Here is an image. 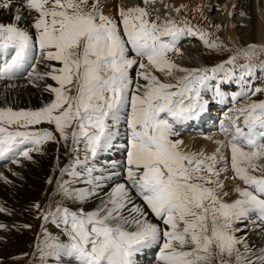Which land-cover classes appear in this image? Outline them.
Here are the masks:
<instances>
[{"label":"snow or ice","instance_id":"1","mask_svg":"<svg viewBox=\"0 0 264 264\" xmlns=\"http://www.w3.org/2000/svg\"><path fill=\"white\" fill-rule=\"evenodd\" d=\"M5 10L10 22L0 23V56L4 58L0 81L27 72L33 86L50 78L58 87L45 85L55 99L38 110L0 107V158L12 163H19L17 157L30 160V153L40 151L43 142H58L53 131L37 128L45 122L54 124L60 139L71 140V150L79 153L78 146H84L83 160L77 155L61 174L77 180L86 175V183L95 185L81 192L70 190L68 181H58L60 191L81 201L100 197L93 211L57 207L43 215L46 221L51 217L62 223L68 236L67 244L48 243V254L74 257L78 264H135L134 256L155 244L159 264H213L214 258L217 264H264V248L253 251L244 237L235 235L239 229L233 228L250 213L264 220V174H254L264 173V164L259 163L264 160V100L236 109L243 116V127L239 116L231 120L234 132L227 146L233 179L246 186L234 189L240 198L232 203L225 202L219 191L224 187L219 180L224 169L217 167L226 159L220 154L223 142H218L215 153L206 155L185 151L183 141L174 138L175 123L194 117L203 107L200 87L214 78L207 72L216 73L224 65L185 69L168 59L167 53H179L177 44L185 35L219 48L206 39L208 33L186 21L180 27L171 18L150 20L139 6L118 9L121 32L118 22L104 14L100 0H0V12ZM130 52L141 59L130 57ZM256 52V46L249 45L244 55L250 61ZM235 59L225 63L233 64ZM137 64L133 81L129 71ZM39 65L49 70L39 72ZM240 67L243 79L253 74L255 66ZM150 69L166 76L174 71L186 75L173 84L161 81ZM259 93L264 88H255L251 95ZM121 126L126 143L117 145ZM222 130L227 134L223 125ZM114 147L126 153L125 182H114L104 191L100 177L93 175L97 169L92 161L102 150ZM118 175L113 170L109 179Z\"/></svg>","mask_w":264,"mask_h":264},{"label":"rangeland","instance_id":"2","mask_svg":"<svg viewBox=\"0 0 264 264\" xmlns=\"http://www.w3.org/2000/svg\"><path fill=\"white\" fill-rule=\"evenodd\" d=\"M100 1L108 2L109 0H100ZM135 3H136V0H127L126 4L128 7H135ZM146 5L147 6L145 8H146V11L149 13L150 20H156L157 17H159V20L157 22H163L164 20L171 18L174 21H176L178 25L183 24L181 23L182 21H186L194 29H203L206 33H208L206 39H208L209 43L216 42L220 45L219 48H209L203 44V42L198 38V36L190 35L192 37V40L184 42V45L183 43L179 44L181 46L179 47V53L177 52L167 53L168 59L172 58L173 60L172 62L175 63V61L178 60L177 63L175 64H177L179 67L190 69V70L200 69L199 66L202 64H205L207 66H210L208 67V69L210 70L212 68H215L217 65L223 64L224 65L223 68L218 70L216 73H214L213 77L218 76L221 78L225 77L226 79H230V78H238L239 75H242V73L240 72H243L244 70L241 69L240 67L241 65L246 64V63H251L252 65L255 66L253 70V74L249 76V82H248V77L246 75L244 76V80H246L247 83H252L251 86L248 87L245 91L247 95H244L243 94L244 92H242V95L244 96L242 99H238L237 102L233 106L231 104H228V105H225L224 107L230 110L229 113H231V115H234V117H237V116H239V118L241 117L240 119L241 121L243 120V116H240V114L236 111V109H238L239 106L241 108V106L244 107L245 104L247 105L254 101L259 102L260 100H264V93H259L255 96L251 95V92L254 91L255 88L257 87L264 88V68L260 67V65L264 63V51H260V49H264V45L262 43H260L261 44L260 45L259 43H255L253 41L248 42L250 29L248 28V18L246 16L240 15V14H235L232 16V19L236 21H243L242 24L239 23L237 25L238 29L242 30V31H238L239 33L238 39L242 40V43H240L241 42L240 40H238L237 42H230V41L228 42L224 34L225 29H227V25L225 24H228V23H226V18L219 8L215 7V9L207 10L208 15L206 16V19L204 18L199 21L198 10H196L195 12L196 15L192 14L191 12L193 10L190 9L189 6L187 7V10L185 13V11L182 12L181 10L179 12H173L174 11L173 5L169 4L167 0H159V1L149 0V2L146 3ZM166 5H169L170 7H165ZM193 15L195 16L193 17ZM230 26H232V24L229 25L228 28H230ZM249 45H255L257 49L256 54L252 56L250 61L244 55V51L247 50ZM233 56L236 57L233 64L225 63V61L229 60V58ZM130 57H134V56L130 55ZM137 60L139 61L140 59H137ZM179 60L181 63H179ZM38 69L40 70L39 72L48 70L44 67L39 68V66H38ZM228 69H229L228 75H231V73H234V74L240 73V74L236 76L227 77L226 71L224 70H228ZM153 71H155V69ZM211 73H212L211 71L207 72V74H211ZM156 74L158 75L157 77L161 81L170 82L173 84L176 83L177 77H182L186 75V73L184 72L182 73L179 71H174V74L172 76H166L164 73L159 72L157 70H156ZM24 75L26 76L27 72L22 73L20 78L24 77ZM235 80L236 79H232L233 82H236ZM251 80H253V82ZM236 84H238V82ZM54 87H58V85L55 83ZM235 90L236 88H234V91ZM43 92L47 93L45 90ZM238 92H240V90ZM201 98H202V95L201 93H199V101L201 100ZM240 98H241V95H240ZM54 99H55V94L51 92L50 94H47L42 99V100H45L44 103L34 104L32 106H29L28 108L26 107V108L17 109L14 105H8V104L6 105L0 104V107H11L13 110H38L44 107L46 104L51 103L52 100ZM187 102L188 101L185 100V103ZM210 107L212 108L213 105H211ZM215 107H217V105ZM219 115H220V112L219 114L213 115V118L211 119L215 122H218ZM229 116H230L229 114H223L222 118L227 119ZM41 126L45 127L42 129L53 131V133L57 137L58 142L56 141L43 142L41 145L38 146L40 148V151H36L37 153H34L35 151L30 153L32 157L30 160L25 159L23 157H19L17 158L19 160V163H12L10 162V160H5L4 162L5 163L4 165H6L5 167H8L9 165L13 164L15 169H21L25 173L29 172V174H30V168H33L39 174V178H38L39 185L34 191L35 193L32 197L31 204L22 209V211L19 214L20 215L19 217H13L9 213H2V219L0 218V223H1L0 225H4L5 227L0 228V264H54V259L52 257L54 255L48 254L51 252V250L48 249L46 245L52 242L67 244L68 236L66 235L64 231V225L62 223H59V221L54 222L51 217H49V219L46 221L43 219V215L55 212L57 207H61V208L67 207L71 211H73L72 208L75 210L83 208L84 210L87 211L86 201L75 200V199H70L66 197L63 194V192L60 191L58 183H57L58 181L60 183L68 181V184L66 186L69 187L70 190H76V187L81 183L80 179L77 180L69 176L67 173H64L62 175L61 169L65 168L66 166H70L73 163V161L77 158V155H79V158H82V157L84 158L83 144L79 145L81 151L77 153L76 151L71 150V147H70L71 140L70 139L69 141L66 142L59 138V133L55 132L54 124H48L45 122V123H42L41 125H38L37 128L41 129ZM201 129H204V128H201ZM210 134L207 133V135H210ZM212 134L218 135V132H215ZM204 135L206 134H202L199 136L201 137ZM188 136L195 137L198 135L192 134ZM226 136L227 134L225 135V137ZM228 137L229 136H227L226 138L221 137L220 139L228 140L227 139ZM183 148L185 151H188L191 153H193L195 150L194 145L193 146L190 145L188 147L184 144ZM112 150L113 151H111V155H117L119 158L124 159L123 157H121V155H119L116 148H113ZM124 156L126 157V154ZM227 161L229 162H225L224 166L227 165L228 172H229L228 174H230L231 158L229 160V157H228ZM22 162L23 164L21 165ZM26 162L29 164L30 167L22 168ZM259 163L264 164V160L259 161ZM217 167L220 168L221 166H219L218 164ZM0 169H1L0 177H2L0 178V180L2 179L1 182L6 183V184L11 183L5 177V175H7V171L8 170L10 171V168L6 170L5 172L2 166ZM79 169H82V168H79ZM69 170H71L70 167H69ZM254 174L259 176L264 173L256 172ZM239 182L241 183L242 181L239 180L238 183ZM219 191L222 197L223 189ZM34 205H39L40 206L39 209L34 207ZM245 223L246 222L245 221L242 222V220L235 222L233 224V228H237L238 224H245ZM25 225H30V227H25ZM235 235H237L236 232H235ZM158 249H159V246L155 245L153 246V250L149 253L147 249L143 248L139 252L141 254V258L140 257L139 259L135 258L134 259L135 263L136 264H147V263L154 262L153 264H159L157 260V256L159 254ZM10 250H12V252ZM42 250L44 254H42ZM148 255H151V257ZM142 258H143V262L140 260ZM213 264H217L215 258L213 259Z\"/></svg>","mask_w":264,"mask_h":264},{"label":"bare ground","instance_id":"3","mask_svg":"<svg viewBox=\"0 0 264 264\" xmlns=\"http://www.w3.org/2000/svg\"><path fill=\"white\" fill-rule=\"evenodd\" d=\"M125 1L127 3V0H109L108 2L100 1L104 14L113 17L118 22L119 29L121 32L123 31V24L120 22V17H118L119 16L118 9L130 8L127 6ZM167 2L173 5V9L180 8V10L182 12L185 11V13L188 6L190 7V9L194 11V13L193 11L191 12L192 14H195L196 10H198L199 21L204 18L206 19V16L208 15L207 10L215 9V7L219 8L226 18V23H228L225 24L227 25V29H225V33H224L228 42L229 41L237 42L238 40H240L238 39L239 37L238 31H242L238 29L237 25L239 23L242 24L243 21H236L232 19V16L235 14L244 15L248 18V28L250 29L248 42L253 41L255 43H259V44L262 43L264 45V0H167ZM144 3L145 0H136L135 7L139 6L145 8L147 5L146 3L145 4ZM195 15H193V17ZM9 17L10 14L8 11L5 10L0 12V23L10 22ZM231 24L232 26L228 28V26ZM32 34L34 35V32ZM188 39H189L188 36H182L178 44L183 43L184 45V42H187ZM240 41H241L240 43H242V40ZM129 55L134 56V53L130 52ZM3 59L4 58L0 56V63L3 62ZM136 59H141V58L136 57ZM170 60L173 61L172 58H170ZM177 61L178 60H176L175 63H177ZM143 62L147 63L146 59ZM52 63L55 64L57 67H59V64L57 62H52ZM179 63H181L180 60ZM40 67H44V65H39V68ZM137 69H138V64L135 65L129 71L130 77L133 79V81L136 80ZM150 70L152 71V74L158 76L156 74V70L155 71H153L154 69H150ZM38 71L40 70L38 69ZM20 76L21 74H18V76L11 81H0V104L14 105L17 109H21L26 107L28 108L29 106H32L34 104L44 103L46 99L45 100L42 99L47 94L51 93L50 91H46L47 93L43 92L45 85H51L52 87H54L56 83L50 78H46L42 81H39L38 82L39 86L37 87L29 83L27 79V75L26 76L24 75V77L22 78H20ZM241 76L242 75H239L238 78H230V79L216 76L212 79L207 80L205 86L200 88V93L202 95V98L199 101V103L203 105V107L198 111V114L188 120L175 123V125L178 126V128L174 126L177 132V136L174 138L182 140L183 145L185 144L188 147L190 145L192 146L194 145L195 150L193 153L202 152L206 155H211L215 153L217 147L220 146L218 142H223L224 146L221 147L220 154L226 157V159L221 160V163L219 162V166H221L220 168L224 169V171H222V173L219 176L220 177L219 180L224 185L223 193L224 192L228 193L227 196H224L222 193V197L225 201H227V203H232L236 199L240 198L238 193L234 190L237 186H239L240 188L246 187L242 182L241 183L239 182L240 183L239 184L238 179H233L234 174L232 170L231 171L229 170L230 174H228L229 172L227 165L224 166V163L229 162L227 160L228 157L230 160L231 153H230V149L227 146V140L220 139L221 137L226 138L227 136H229L227 138L229 139L234 132V128L231 127V120L236 117H234V115H231V113H229L230 110L228 108H224L225 105L231 104L233 106L238 99H241L240 95L242 94L241 91L243 90V88L251 84V83H247L246 80H244V77L243 79H241ZM232 79H236L235 80L236 82H233ZM212 81H213V85H212ZM140 82L144 83V81L142 80ZM237 82L238 84H236ZM9 85H14V87H9ZM234 88H236L235 91ZM239 90L240 92H238ZM234 96L235 99L233 98ZM211 105H213L214 108L213 107L211 108L210 107ZM216 105L217 107H215ZM238 108H240V106ZM219 112L220 115H223L224 113L230 115L229 116L230 124L227 123V120L221 121L220 115H219V121H220L219 124L218 122H215L211 119L213 118V115L219 114ZM239 124L241 127H243V120L240 121V118H239ZM222 125L228 129L226 137H225L226 135L225 132L222 130ZM120 132H121V137L114 142L117 145L126 143V140L123 139V133H124L123 126L120 127ZM215 132H218V135H216L217 133L212 134ZM207 133H209L210 135H207ZM192 134L198 136L195 137L188 136ZM202 134H206V135L200 137L199 135ZM114 148H116L117 152L119 153V155H121V157L125 158L124 155L126 153L122 148L119 147H114ZM112 149L113 148L102 150L98 154V156L92 161L95 168L97 169V171L93 173L94 176L97 177L101 176V172L105 170L104 168L105 162L108 159V157L111 155V151H113ZM34 153L37 152L35 151ZM80 159L83 160V157ZM3 160L5 162V160H10V159L3 158ZM124 162H125L124 159L120 158L121 171L118 172L119 173V175L117 176L118 180L115 182H125L124 169H123ZM2 164L3 163H0V168ZM22 164L23 162L21 163V165ZM5 166L6 165L2 166L4 172L10 168V171L9 170H8L9 172L7 171V175L5 174L4 175L7 178V180H9V182L11 183L6 184L1 182L2 179L0 180V195H1L0 208L5 209V211L0 212L1 219H2V213H9L13 217H19L20 216L19 214L22 211V209L31 204L32 197L35 193L34 191L39 185V179H38L39 174L33 168H30V174H29V172L27 171H26L27 173H25L21 169H15L13 164L9 165L8 167ZM27 167L29 168L30 166L26 162L22 168H27ZM77 170L82 171L83 169H77ZM80 180L81 183L76 187V191L84 192L95 187L94 184L86 183L87 180L86 175L82 176ZM112 183L114 182H108L104 180L103 177H100L99 184L101 189H103L104 191H106ZM102 195L103 193H101V196ZM134 199H136L137 203H141L139 198L134 196ZM99 202H100V197L89 198L88 200H86L87 211L95 210V208L99 206ZM149 219L152 222H157L155 218L151 215H149ZM244 221L246 222L245 224H238L237 228H235V229H239V231H236L237 233L236 236L244 237L247 243L253 248V251L259 253L260 248H264V220H261L255 213H250L248 217L242 219V222ZM159 243L162 244V241H160ZM239 247L241 251L244 250L242 245H240ZM10 251L12 252V250ZM54 256H52L54 259V264H63V263L78 264V261L74 257H69L67 255H61V254ZM148 256L151 257V255ZM139 257H141V254L138 252L134 256V259Z\"/></svg>","mask_w":264,"mask_h":264}]
</instances>
